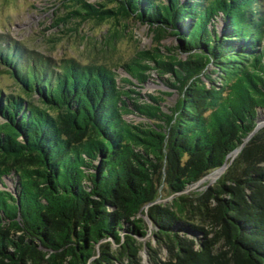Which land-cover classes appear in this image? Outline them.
Returning <instances> with one entry per match:
<instances>
[{
  "label": "trees",
  "instance_id": "1",
  "mask_svg": "<svg viewBox=\"0 0 264 264\" xmlns=\"http://www.w3.org/2000/svg\"><path fill=\"white\" fill-rule=\"evenodd\" d=\"M63 1L81 21L130 19L176 45L138 52L118 80L0 35L14 85L0 88V264H142L145 252L151 264H264V129L214 185L185 194L264 118L263 0ZM152 73L178 96L168 112L171 93L133 90ZM161 181L171 199L156 205Z\"/></svg>",
  "mask_w": 264,
  "mask_h": 264
},
{
  "label": "rangeland",
  "instance_id": "2",
  "mask_svg": "<svg viewBox=\"0 0 264 264\" xmlns=\"http://www.w3.org/2000/svg\"><path fill=\"white\" fill-rule=\"evenodd\" d=\"M87 2L90 5L103 4L105 9H111L117 4L114 0H87ZM262 6L264 8V0ZM74 10L79 9L63 0H0V35L18 43L20 47L33 54L51 60L75 59L82 65H103L113 69L118 75V80L125 77L120 68L138 52L152 51L158 45L161 48L173 45L170 37L158 45L155 44L153 34L148 30L147 25L133 22V20L102 23L90 20L81 21L76 15L69 14ZM162 53L167 54L165 50H162ZM151 77L148 83L137 86L140 88L133 90L145 95H157V91L171 93V96L164 99L163 104V110L168 112L167 108L173 106L178 96L173 89L161 85L162 82L154 73ZM0 88L5 93L14 91L12 81L4 74L2 68H0ZM124 119L133 125L144 122L143 119L130 115L125 116ZM257 125L251 138L264 129L262 118L257 119ZM240 151L231 156L232 161ZM242 167V164H238L233 171L239 173ZM221 170L208 173L188 187L185 194L201 195L207 187L214 185L221 178L225 171L221 172ZM8 178L4 179V183L8 190L12 191L13 183ZM155 188L154 203L156 205L167 204L171 199L167 187L161 181L159 184L155 183ZM146 210L147 207L143 211ZM144 220L151 229V223L145 216ZM146 239H149V236ZM145 253L141 254L142 264H151ZM166 253L167 251L162 249L156 255L164 261Z\"/></svg>",
  "mask_w": 264,
  "mask_h": 264
},
{
  "label": "water",
  "instance_id": "3",
  "mask_svg": "<svg viewBox=\"0 0 264 264\" xmlns=\"http://www.w3.org/2000/svg\"><path fill=\"white\" fill-rule=\"evenodd\" d=\"M138 23H140V22H138ZM142 24V23H141ZM144 25H146V24H144ZM173 41V46H175L176 45V39H175V37L174 36H171L170 37ZM178 53V57L179 58H182V59H184V55L185 54H182V53H180V52H177ZM262 122H264V118H262ZM258 125H257V122H256V126H255V128L257 127ZM255 128H253V130L251 131V133L249 134V136L245 139V141L243 142V144L239 147V148H237L236 150H234L233 152H232V154H235V153H237L238 151H240V149L241 148H243V146H244V144H245V142H247L250 138H251V136L253 135V133H254V130H255ZM231 162H232V160H230L229 161V163H227V164H223L222 165V167L220 168V169H222L221 170V172L222 171H224L227 167H229V165L231 164ZM219 170V169H218ZM149 206V205H148Z\"/></svg>",
  "mask_w": 264,
  "mask_h": 264
}]
</instances>
